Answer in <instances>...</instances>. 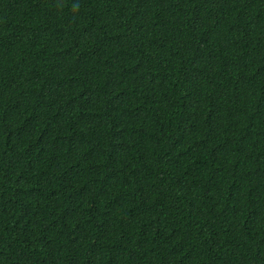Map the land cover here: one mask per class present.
<instances>
[{"label": "trees", "instance_id": "16d2710c", "mask_svg": "<svg viewBox=\"0 0 264 264\" xmlns=\"http://www.w3.org/2000/svg\"><path fill=\"white\" fill-rule=\"evenodd\" d=\"M0 264H264V0H0Z\"/></svg>", "mask_w": 264, "mask_h": 264}]
</instances>
